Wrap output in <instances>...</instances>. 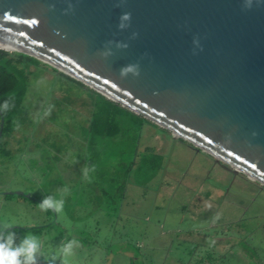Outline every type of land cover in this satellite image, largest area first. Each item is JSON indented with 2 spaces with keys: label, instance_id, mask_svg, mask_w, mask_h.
<instances>
[{
  "label": "rangeland",
  "instance_id": "1",
  "mask_svg": "<svg viewBox=\"0 0 264 264\" xmlns=\"http://www.w3.org/2000/svg\"><path fill=\"white\" fill-rule=\"evenodd\" d=\"M38 60L15 63L25 94L6 118L0 235L35 236V264H62L69 243L68 264H264L262 184L128 116L90 144L91 89ZM45 197L62 210H41Z\"/></svg>",
  "mask_w": 264,
  "mask_h": 264
},
{
  "label": "water",
  "instance_id": "2",
  "mask_svg": "<svg viewBox=\"0 0 264 264\" xmlns=\"http://www.w3.org/2000/svg\"><path fill=\"white\" fill-rule=\"evenodd\" d=\"M0 43L264 186V0H0Z\"/></svg>",
  "mask_w": 264,
  "mask_h": 264
},
{
  "label": "trees",
  "instance_id": "3",
  "mask_svg": "<svg viewBox=\"0 0 264 264\" xmlns=\"http://www.w3.org/2000/svg\"><path fill=\"white\" fill-rule=\"evenodd\" d=\"M15 53L17 56H10ZM2 56L7 57L2 58ZM24 59L35 62L39 61L36 57L23 52H10L4 49L0 50V130H2V135L0 137V156L3 154L8 156L10 155V151L5 147L7 142H4V137L6 131L11 132L13 130V126L6 124V118L16 116L21 109L25 91L20 87L18 73L19 69L15 66V63H19ZM53 68L56 71H59L60 73L71 78L73 81L78 82L81 86L88 87L92 91V98L90 99L89 103L94 110L87 133L88 142L90 144L95 143L97 140H101L103 138L112 139L118 137L122 132V123L124 121L123 116L137 119L141 124L148 121L151 122L144 116L137 114L126 107H123L120 103L107 98L83 82L69 76L55 67ZM2 119H4L3 128L1 127ZM180 139L186 143H189L182 138ZM15 194L16 193H10L7 196L12 197ZM20 196L24 198L26 197L25 195ZM29 199L33 200L31 197H29ZM41 227L42 226H35L31 227L30 229H38Z\"/></svg>",
  "mask_w": 264,
  "mask_h": 264
},
{
  "label": "clouds",
  "instance_id": "4",
  "mask_svg": "<svg viewBox=\"0 0 264 264\" xmlns=\"http://www.w3.org/2000/svg\"><path fill=\"white\" fill-rule=\"evenodd\" d=\"M39 207L44 211L55 208L57 212H60L63 208V201L54 203L50 198L45 197L39 203ZM5 227L11 228L13 225L6 223ZM14 237V232L9 233L7 237L0 235V264H35V254L39 249L37 238L26 236L19 246H14ZM61 252L64 257L62 264H68L67 257L72 255L71 243L65 245Z\"/></svg>",
  "mask_w": 264,
  "mask_h": 264
},
{
  "label": "bare ground",
  "instance_id": "5",
  "mask_svg": "<svg viewBox=\"0 0 264 264\" xmlns=\"http://www.w3.org/2000/svg\"><path fill=\"white\" fill-rule=\"evenodd\" d=\"M0 49H6V50H19V49H21V48L18 47V46H15V45H13V44H8V45H6V44H1V43H0Z\"/></svg>",
  "mask_w": 264,
  "mask_h": 264
},
{
  "label": "crops",
  "instance_id": "6",
  "mask_svg": "<svg viewBox=\"0 0 264 264\" xmlns=\"http://www.w3.org/2000/svg\"><path fill=\"white\" fill-rule=\"evenodd\" d=\"M89 104H90V103H89ZM188 144H189V143H188ZM189 145H191V144H189ZM192 146H193V145H192ZM193 147H195V146H193ZM195 148H196V147H195ZM76 178H79L78 175H77ZM250 179H251V178H250ZM252 180H253V179H252ZM211 196H212V195L208 193L207 198H210ZM127 257L130 258V255L127 254Z\"/></svg>",
  "mask_w": 264,
  "mask_h": 264
}]
</instances>
